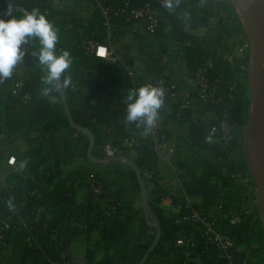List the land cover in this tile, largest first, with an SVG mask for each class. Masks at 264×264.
I'll return each mask as SVG.
<instances>
[{
	"label": "trees",
	"instance_id": "1",
	"mask_svg": "<svg viewBox=\"0 0 264 264\" xmlns=\"http://www.w3.org/2000/svg\"><path fill=\"white\" fill-rule=\"evenodd\" d=\"M111 1L125 5L129 0ZM174 2L177 6L169 10L154 0V5L160 11L159 27L149 35L144 30L145 34L133 30L136 22L126 18L114 19V30H107L98 10L91 18H83L75 12H57L39 0H14V6H22L28 12L39 9L45 14L57 30V50L70 53L71 64L62 74V80L68 78L71 81L64 92L77 128L71 126L62 103L55 105L47 97H42L39 84L26 82L34 103L24 110H18L9 88L17 78L10 77L0 82V88L8 85V91H2L3 95L0 90L6 134L11 137L24 132L29 139L30 133L35 131L34 126L40 130V137L31 140L37 146L22 156H15L18 165L21 161H27L26 166L18 167V171L8 178L0 191V245L10 250V255L0 257V264H61L65 260L70 264H141L156 238L154 222L161 228V241L144 264H161V257L166 258L164 264H188V259L176 242L192 233L194 225L184 223L182 219L194 209L205 210L215 225L240 245L244 255L250 254L258 264H264V258H257L255 253L248 251L260 244L262 249L264 247V221L258 208L250 206L251 193L246 181L250 183L253 179L244 136L251 105L250 50L243 58L234 56L233 60H229L226 57L229 42L242 47L248 41L246 31L238 21L237 25L230 24L227 30H212L211 34L205 32L195 39L194 29L201 23L200 15L204 10L215 13L214 4L209 0H190L185 4H180L178 0ZM138 4L133 2L129 5ZM6 8L7 0H0V11ZM231 20V16L227 18L230 23ZM128 34L134 35L141 44L155 39L162 45L174 43L182 49L189 69L194 74L203 70L209 84L204 99L196 91L191 100H200L206 111L216 115L217 122H225L227 130L226 139L220 125L217 134L212 135L214 124L202 120L194 122L191 110H186L182 124L188 125L186 135L202 155L176 159L177 166L182 169L178 178L183 195L174 198V203L181 207V212L168 218L160 209L150 206L151 213L144 217V223L154 234L144 242L137 231L141 210H137L134 202L126 198L128 192L141 195L134 170L118 171L120 187L113 191L112 184L101 177L95 169L96 163L88 158V136L78 130V127L85 128L93 134V156L98 160L101 156L97 149L106 143L110 129L116 135L113 148L123 154L130 152L123 148V140L137 128H131L126 121V100L132 90L140 87L133 84L127 72H119L116 65L89 54L86 49L89 42L109 45L116 38ZM242 34L245 40L236 45L233 39ZM217 45L220 47L217 48ZM161 55L153 48H148L144 53L146 72L155 78L154 82L166 78L168 65L166 57ZM75 85L79 90L87 88L89 91L83 97L81 106L72 104L77 94L74 93ZM50 94L61 100L58 90ZM116 103L120 108H115ZM57 109L61 110V114ZM131 124L138 126V123ZM105 126L107 130L103 131ZM140 140V147L136 149V164L144 181V175L149 171L157 178L154 181L156 190L149 193L150 197L161 196L164 190L158 187L159 179L156 176L159 155L153 150L151 140L144 131ZM178 155L181 153L178 152ZM83 159L87 165L81 163ZM195 159H199L200 163L194 162ZM23 183L28 186L29 207L42 210L32 217H27L18 205V186ZM94 184L102 187L101 196L93 194ZM81 186L89 190L91 197L115 200L108 217L106 207L77 201ZM195 196L202 198V204L188 206L186 199ZM9 203L14 207L10 209ZM107 218L110 219L109 224L105 223ZM82 220L83 233L88 237L99 230L100 240L95 251L89 250L85 257H75L70 251L71 239L81 232ZM96 251L105 253L98 263H94ZM259 254H263V251ZM190 264L212 263L198 255Z\"/></svg>",
	"mask_w": 264,
	"mask_h": 264
},
{
	"label": "crops",
	"instance_id": "2",
	"mask_svg": "<svg viewBox=\"0 0 264 264\" xmlns=\"http://www.w3.org/2000/svg\"><path fill=\"white\" fill-rule=\"evenodd\" d=\"M133 2L141 1V0H132ZM180 4H185L190 0H178ZM85 5V14L84 18L92 17V9L94 6L91 0H84L81 3L73 4L68 3L63 5L62 13L68 12L67 8L76 10L69 12H77L78 8L83 7ZM70 6V7H69ZM66 9V10H65ZM61 12V11H60ZM78 14V13H77ZM209 15L208 10H204L202 15ZM212 13H210L211 15ZM79 15V14H78ZM141 33H144L143 30H140ZM212 33V30H194L195 39L198 37H202L204 34ZM145 34V33H144ZM220 45H217L219 48ZM111 48L113 50V54L110 58L105 60L109 64L116 65L117 70L119 72H127L131 77L133 84L137 87H141L146 84H153L154 77L149 76L146 72L145 63L143 62L144 53L148 48H153L161 56L166 57V62L168 65V70L165 73V77L171 81L178 89L180 90H192L194 92V73L187 66L185 59L183 58L182 49H180L174 43H170L168 45H162L158 43L157 40L153 39L152 41L141 44L138 39L132 35L128 34L126 36L116 38L111 43ZM40 44L35 40L29 41L27 44L22 46V50L24 52L22 60L18 62L15 66L12 74V78H18L24 80L29 83H37L40 86V93L42 97H47L53 104L60 105L62 100H59L57 97L52 96L50 93L45 95V88L48 85L45 84L44 79L47 75V69L44 65L39 62V58L37 53L39 52ZM75 85L74 93L77 92L75 97L72 99V104L81 106L83 104V97L88 95V89L82 88L79 90ZM8 89V85L1 86V92ZM8 91V90H7ZM3 95V92H2ZM16 109L19 110L16 105ZM115 108H120L119 103H116ZM186 110H191V117L194 122L202 120L207 124H215L217 123V117L214 113L208 112L203 108V105L200 100L192 99L188 102L183 101H175L172 102L160 109L159 119L164 125L165 130L169 134V141L165 145V147L158 153L159 155V164L157 168V175L159 182L158 187L164 190L161 196H153L151 195L150 206L156 207L160 209L166 217H172L179 215L181 212V208L179 205L174 203V198L181 197L183 194L182 186L178 178L179 172H181V168L177 166V158H190L192 155H202L201 152H197V148L193 145L190 139H188L185 130L187 129V124H182L183 116L185 115ZM57 112L61 114V110L57 109ZM5 110L4 106H0V191L7 184L8 178L17 171H14L12 167H10L7 163L8 156H22L31 148H35L37 143H31V140H36L40 137V130L34 126L35 131L30 133L29 139L24 135V132H19L14 136H8L5 132L6 124L4 118ZM131 128H137L132 131V134L137 136H142L143 131L141 125L136 126L135 124H130ZM103 131L107 130V127H103ZM116 135L109 130V134L106 137L107 141L104 145L98 147L97 151L101 156L99 159L101 162L96 163L95 169L101 175L103 179L110 182L112 184L113 191L118 190L120 187L121 179L119 178L120 170L128 171L129 166L122 164L120 162V158L128 159L133 162H137L138 154L136 151H130L126 154H123L117 149V157L114 160H108L106 158L104 147L106 145L112 146L115 141ZM113 147V146H112ZM180 152L181 155H177ZM95 158V157H94ZM96 159V158H95ZM98 160V159H97ZM194 162H199V159H195ZM81 163L87 165L86 160H82ZM132 169V168H131ZM145 184L147 187V191L152 193L156 190V186L154 181L157 180L155 174L152 172H147L144 175ZM120 181V182H119ZM122 183H124L122 181ZM125 184V183H124ZM18 195L17 201L19 207L23 208L25 215L27 217H32L35 213L39 214L41 209H32L29 207V192L28 186L26 183H23L18 186ZM127 200H131L134 202V206L137 210L140 211L139 223L137 225V231L140 236L141 241H149L150 237L153 236L154 231L144 223L145 214L143 212L142 205L137 203V197L132 193L126 194ZM159 198V200H158ZM190 202L194 205H201L202 198L195 196L188 198ZM142 200V199H141ZM77 201L79 203H87L89 205L98 204L100 207H106V199L105 198H96L91 197L89 190L81 186L79 187ZM105 223H110V219H106ZM81 232H78L76 236L71 239L70 251L71 254L75 257H85L87 252L95 251V246L100 240V231H93L88 237L83 233L84 229V220L81 221L80 224ZM10 255V250L4 249L0 245V257L1 256ZM105 253L103 251H96L94 256V263L100 262ZM131 259H129L130 261ZM161 264L165 263L166 258L161 257L159 259Z\"/></svg>",
	"mask_w": 264,
	"mask_h": 264
},
{
	"label": "built area",
	"instance_id": "3",
	"mask_svg": "<svg viewBox=\"0 0 264 264\" xmlns=\"http://www.w3.org/2000/svg\"><path fill=\"white\" fill-rule=\"evenodd\" d=\"M45 2L57 12H62L63 5L68 3L78 4L84 0H39ZM94 6V11H99L104 21V26L107 30H114L113 21L118 18H126L128 21H135L143 26V30L146 34L151 35L159 27V9L154 5V0H141L137 1V6H130L133 3L129 0L125 5H118L111 0H91ZM213 4H218L224 0H209ZM160 6H164L163 0H158ZM15 7V6H14ZM87 51L91 55H95L98 58L107 60L113 54L111 44L101 45L94 42H89ZM250 50L249 41L239 49L241 53H246ZM154 85L164 90V106L175 102L183 101L188 102L191 100L194 92H198L200 98H205V92L209 86L206 79L205 72L199 70L194 74V92L192 90H180L167 78H161L154 82ZM10 91L15 99V103L20 110H24L26 107L32 106L34 98L31 92L28 90L26 81L21 79H14L10 85ZM221 126L224 134L223 138L226 139L227 130L224 121L214 124L211 130L212 135L217 134L218 126ZM143 131L146 136L151 140L152 148L159 153L169 141V134L164 128V125L158 118L156 124L150 131H146L144 126ZM140 136L131 135L127 136L123 140V148L128 151H136L140 147ZM104 152L108 160H114L117 157V149L110 145L104 147ZM7 163L14 171H18V161L15 156H8ZM92 192L95 196L102 195V187L100 185H93ZM113 199H106V215H110V211L114 208ZM186 204L192 206V202L186 199ZM180 207V206H179ZM181 208V207H180ZM182 222H187L194 227L191 228V234L181 237L176 246L182 250V253L188 259V264L193 262L198 255L204 256L211 261L212 264H258L251 258L250 254L244 255L240 245L233 240L229 235L222 232L212 221L203 209H194L190 214L182 219ZM2 237H0V240ZM61 264H70L69 261H64Z\"/></svg>",
	"mask_w": 264,
	"mask_h": 264
},
{
	"label": "clouds",
	"instance_id": "4",
	"mask_svg": "<svg viewBox=\"0 0 264 264\" xmlns=\"http://www.w3.org/2000/svg\"><path fill=\"white\" fill-rule=\"evenodd\" d=\"M163 2L169 10L177 6L174 0ZM7 3V13L0 16V82L10 78L15 66L22 60V46L35 39L40 44L37 53L39 62L47 69L45 95L61 87L67 88L70 79L61 80V77L71 64V56L67 50H57L58 34L52 22L39 9L18 15L14 12V0H7ZM164 96V90L153 84L132 90L126 100V121L143 125L146 131H150L159 118ZM26 164L27 161H21L18 167L23 168ZM8 207L11 209L14 205L9 203Z\"/></svg>",
	"mask_w": 264,
	"mask_h": 264
},
{
	"label": "water",
	"instance_id": "5",
	"mask_svg": "<svg viewBox=\"0 0 264 264\" xmlns=\"http://www.w3.org/2000/svg\"><path fill=\"white\" fill-rule=\"evenodd\" d=\"M235 1L239 7L242 23L250 44L251 53V110L247 127L245 147L250 169L253 173L256 186L260 194V205L264 215V0ZM7 11L8 8L1 10L0 16H4ZM14 12L23 14L28 11L22 6H15ZM58 92L71 126L73 128H77L68 106L64 87H61ZM78 130L89 138V160L94 163H100L101 161L95 159L93 156V150L95 147V138L93 134L85 128L78 127ZM120 162L134 170L141 188L143 212L145 216L148 217L151 213V197L147 191L145 181L137 164L124 158H120ZM153 224L157 229L156 238L141 264H144L148 260L151 253L155 251L161 241V228L157 222H154Z\"/></svg>",
	"mask_w": 264,
	"mask_h": 264
},
{
	"label": "rangeland",
	"instance_id": "6",
	"mask_svg": "<svg viewBox=\"0 0 264 264\" xmlns=\"http://www.w3.org/2000/svg\"><path fill=\"white\" fill-rule=\"evenodd\" d=\"M25 1H30V0H25ZM84 7H85V5H83L82 9L78 8L77 12H76L80 16H82L83 18H84L83 14L86 13L85 10H84L85 9ZM212 7H213V12H215V13H212L210 10H208L209 15H207V16L205 14L204 15H200L201 23L194 30H219V31H222V30H227V28L229 27L230 24L237 25L238 21H240L242 23L239 7H238V4H237V2L235 0H228V1L225 0V1L221 2V3L212 5ZM69 10L74 11V10H76V8L75 7H73V9L67 8L66 11H69ZM92 12H93L92 13V16H93L94 13H95L94 9H92ZM210 12L212 13L211 15H210ZM230 16L232 18L231 23H230V21H227V18L230 17ZM242 25H243V23H242ZM133 26H134L133 30H143L142 24H140L138 22H136ZM243 27H244V25H243ZM244 40L245 39H243V34H242V35H239V36H235V38L233 39V42L236 44V43H241ZM235 47L236 46H234L233 43L229 42V48L227 49L228 52H226V54H227L226 57L229 60H233L234 56H238V58H243V55L245 54V53H241L239 51V49L241 47L240 48L239 47L235 48ZM249 54L251 55V53H249ZM250 82H251V65H250L249 87H250ZM249 95H250V92H249ZM250 110H251V105H250V109H249V116H250ZM248 122H249V118H248ZM248 122H247V127H248ZM247 127L244 129L245 130L244 131L245 140H246V134H247ZM252 176H253V173H252ZM246 181H248L249 190H250V193H251V201H250L251 204H250V206L252 208L253 207L258 208V210L262 214V219L264 221V215H263V211H262V208H261V205H260V194H259V191L257 189L254 176H253V179L250 180V183H249V180H246ZM136 197H137L136 198L137 199V203L139 205H142L141 195L140 196L138 195ZM262 246H264V245H262ZM254 248L255 249H248V251H250L251 254L255 253L257 258H264V247L262 249L261 244H260V246L259 245L258 246H254ZM244 249H246V248H244ZM261 251H263V254H259Z\"/></svg>",
	"mask_w": 264,
	"mask_h": 264
}]
</instances>
